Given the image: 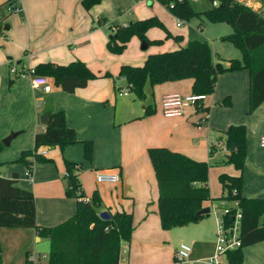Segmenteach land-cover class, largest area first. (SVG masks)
Listing matches in <instances>:
<instances>
[{
    "label": "crops",
    "instance_id": "1",
    "mask_svg": "<svg viewBox=\"0 0 264 264\" xmlns=\"http://www.w3.org/2000/svg\"><path fill=\"white\" fill-rule=\"evenodd\" d=\"M6 1L0 0V5ZM15 3L20 7L17 13L6 15L5 8H0V19L4 20L0 29V176L16 175L17 186L34 195L36 223L54 227L76 212L78 199L66 195L64 174L67 162L79 164L77 178L81 190L86 199L97 193L101 201L99 214L132 215L131 239L128 244H121L117 264H211L208 258L215 249V214L213 219L205 216L197 223L163 230L157 181L147 151L165 147L196 161L216 164L229 156L221 133L231 125L243 124L246 128L244 166L237 170L229 165L228 173L241 175L243 197L264 198V147L260 145L264 137V101L249 112L248 71L219 74L212 94L198 105L185 108L182 115L165 117L161 112L162 98L175 93L191 95L192 79L153 86L146 81L142 100L133 93L118 96L115 86H127L124 78L117 77L121 65L141 66L150 54L176 50L196 40L190 34V38L185 36V27L183 23L177 25L178 19L174 22L159 5L153 4L149 9L143 0H103L89 10L82 7L81 0H15ZM101 16L105 24L91 29ZM151 16H156L172 36L179 35L181 40L176 42L166 38L162 29L151 28L146 32L148 40H161L160 44L141 49L142 42L135 37L130 53L108 52L109 24H127L129 19L131 22ZM126 18L127 21L122 20ZM214 29L215 39L219 40L212 42L214 60L228 66L227 60L240 59V52L237 55L219 44L230 43L221 38L232 33L231 26L218 22ZM76 60L83 62L96 78L72 93L62 91L49 77L51 89L43 92L31 86L28 76L10 73L14 64L18 70H27L41 63L67 65ZM105 73L112 77H104ZM224 100L230 105L221 104ZM150 110L153 112L146 115ZM52 111H63L66 126L76 133V143L62 149L42 147L45 153L39 155L45 160L28 156L25 162H18L23 152L33 150L35 134L44 129L40 117ZM13 132L18 135L10 141V150L5 151L2 140ZM86 141L91 143L89 161L83 156ZM211 147L214 150L210 155ZM26 161L33 163L31 179L24 176ZM97 171L118 174L120 180L97 182ZM208 171L213 198L218 193L216 177ZM220 188L222 193L221 184ZM215 204L216 200H212L202 202L201 206L211 209ZM6 229L0 228L1 264H6L3 248L11 257L10 264H29L26 253L31 261L48 255L49 241L40 238L34 229ZM181 244L188 245L190 253L185 260L177 262L175 253ZM242 264H264V240L243 248Z\"/></svg>",
    "mask_w": 264,
    "mask_h": 264
},
{
    "label": "trees",
    "instance_id": "2",
    "mask_svg": "<svg viewBox=\"0 0 264 264\" xmlns=\"http://www.w3.org/2000/svg\"><path fill=\"white\" fill-rule=\"evenodd\" d=\"M101 1L103 0H81V5L89 10ZM158 1L180 21L197 18L200 28L205 21L228 23L232 33L221 39L237 48L241 57L227 60L226 66L214 60L209 42L190 40L186 46L179 49L148 55L141 66L121 65L117 77L125 79L128 92L142 100L145 97L146 81L153 86L189 78L193 81L192 94L207 96L214 92L219 74L247 70L250 77L249 112L254 111L264 101V16L233 0H218L217 6L211 5L210 9L202 12H193L188 0ZM10 3H15V0H7L0 8L6 9ZM105 22L101 16L92 23L91 29L101 27ZM108 27L112 32L108 36L106 47L109 53L115 55L121 54L130 38L134 36L147 45L160 44L161 40H148L146 32L151 28L162 29L166 38H172L176 42L181 40L179 35L172 36L156 16L127 24H109ZM33 70L36 74L51 78L53 83L66 93L83 88L89 80L96 78L79 60L67 65L41 63ZM104 77L112 75L105 73ZM119 89V86H115L116 94ZM227 100L221 104L230 105ZM152 112L153 110L147 111L146 115ZM220 138L229 152L226 162L241 170L246 158L245 126L231 125L221 133ZM76 141L75 131L65 124L63 111H52L47 117L43 131L34 136L33 150L23 152L17 161L25 162L28 156L35 160H45L37 153L40 148L58 146L62 149ZM213 150L214 147H211L210 155ZM83 151L84 159L91 160L90 142H83ZM147 152L158 186L161 228L170 230L203 219L206 215H197L202 209V202L215 200L210 196L208 189V162L196 161L165 147L149 148ZM29 162L26 161V165ZM79 171V164L66 163L65 193L68 197L78 199V204L74 216L54 227H42L36 223L34 195L31 191L17 186L16 175L12 178L0 176V228L34 229L40 238L49 241L47 262L31 261L26 253L27 261L31 264H117L120 260L121 244L130 242L133 230L132 215L122 212L110 214L108 219H102L97 211L101 204L100 198L97 193H94L91 199L84 197L77 178ZM219 183L222 187V201L237 202L242 214L241 246L227 252L226 264H242L243 248L264 240V198L243 197L241 175L231 176L223 173L219 176Z\"/></svg>",
    "mask_w": 264,
    "mask_h": 264
},
{
    "label": "built area",
    "instance_id": "3",
    "mask_svg": "<svg viewBox=\"0 0 264 264\" xmlns=\"http://www.w3.org/2000/svg\"><path fill=\"white\" fill-rule=\"evenodd\" d=\"M137 1V0H136ZM196 1V0H188ZM236 3L242 4L247 8L255 11L264 16V4L262 0H233ZM212 6L218 5V0H212ZM6 15L10 13H16L20 11V7L16 3H10L6 6ZM182 22L178 20L177 25H181ZM4 25V20L0 19V29ZM10 73L13 76H28L31 86L35 89H40L43 92H49L51 84L49 78L44 75L36 74L32 69L18 70L14 64L10 68ZM127 86L125 88L120 87L117 91L118 96H126L128 94ZM206 98L205 95L191 94L188 96H182L177 93L165 95L161 100V112L165 117L179 116L185 111V108L196 105L198 102L203 101ZM260 145L264 147V137L260 139ZM38 154L43 155L45 151L39 149ZM34 159V158H33ZM32 161L29 162L24 171L26 179L32 177ZM97 182L117 183L120 180L118 174H113L108 171H97L95 175ZM224 202V201H223ZM233 206H226L223 208H213V213L216 216V231H215V249L214 254L208 258V262L211 264H226V254L229 251L236 250L241 246L240 240V221L242 218L241 211L237 202H233ZM210 209V211H211ZM219 211V214H218ZM231 216V217H229ZM190 253V247L185 244H181L179 249L175 253L176 261L181 262L185 260Z\"/></svg>",
    "mask_w": 264,
    "mask_h": 264
},
{
    "label": "rangeland",
    "instance_id": "4",
    "mask_svg": "<svg viewBox=\"0 0 264 264\" xmlns=\"http://www.w3.org/2000/svg\"><path fill=\"white\" fill-rule=\"evenodd\" d=\"M188 3H189V6H190V8L192 9L193 12H202V11H205V10H208V9L211 8V3L209 2V0L188 1ZM143 4L146 7H148L149 9L153 7V4L154 5H159L173 19L174 22H175V20L178 19L165 5L160 3L158 0H143ZM133 6H135V3H133ZM122 20H126L127 21L128 18L122 19ZM134 20H136V19H132L131 22L134 21ZM128 22H130V19H129ZM181 22L183 23L182 26L185 27V30L187 32V34H185V36L190 34V36L193 39L206 40L207 42L210 43L211 48H213L212 47V42L217 40V39H215V35H214L215 34V29H214L215 23L205 21L203 26L200 28L199 25H198L199 20L197 18H192L189 21H182L181 20ZM108 32H109V35H110L112 31H110V29H109ZM190 36L188 35L187 37L190 38ZM134 38H135V36L130 38V40L126 44V48L123 51L124 53H125V51H127V53H130L132 51V43H133L132 41L134 40ZM218 41H216V42L218 43ZM219 44L229 47V49L231 51H234L235 54L239 55V50L237 48H235L233 45H231V43H225V42H221L220 41ZM151 45H156V44H151ZM224 54H229V53H225L224 52ZM123 88H125V87L123 86ZM2 148H4L5 151H9L10 150L9 146H3ZM208 165H209V169H210V174L211 175L215 174V177H216L215 184H216V187H217V190H218L217 195L216 196L213 195V198H215V200H216V204L214 206H218L217 208H223L226 205L227 206H233L234 205L233 202H226V201L223 202L222 201V199H221L222 198V193H221V188H220V183H219V176L221 174L224 173V174L233 176V174L228 173V169L227 168L229 167L230 164H228L226 162V159H224V160L218 161L216 164H214V161H212V162L208 163ZM231 166H233V165H231ZM220 169L225 170L227 172L221 171ZM208 180H209V171H208ZM208 189H209V193H210V191H212L211 187L208 186ZM211 196H212V194H211ZM204 202H210V201L207 200V201H204ZM218 214H219V211H218ZM206 217L213 219V208L211 209V212L208 215H206ZM8 229H11V228H8ZM8 229H6L5 231H13V230H8ZM30 240H32V239H30ZM2 253H3V258H4L5 263L6 264H10V258L11 257L8 255L7 251L4 248H3V252ZM22 259L25 261L24 253L22 255ZM35 260L36 261H34V262L45 263V262H47L48 258H47V255H41V256L36 257ZM15 262H16V259H15ZM29 264H31V263H29Z\"/></svg>",
    "mask_w": 264,
    "mask_h": 264
},
{
    "label": "water",
    "instance_id": "5",
    "mask_svg": "<svg viewBox=\"0 0 264 264\" xmlns=\"http://www.w3.org/2000/svg\"><path fill=\"white\" fill-rule=\"evenodd\" d=\"M4 29L7 30V29H8V25H6V26L4 27ZM146 47H147V44L144 43V42H142V43H141V49H146ZM48 116H49V113H45V114H43V115L40 117V122H41L43 125L46 124V122H47V117H48ZM17 135H18L17 132L10 133V134H9L4 140H2V144H3L4 146H8L9 143H10V141H11L12 139H14ZM209 213H210V209H209L208 207H205V208L200 209V210L197 212V215H207V214H209ZM100 217H101L102 219H108V218H109V215H108L107 212H102V213L100 214Z\"/></svg>",
    "mask_w": 264,
    "mask_h": 264
}]
</instances>
